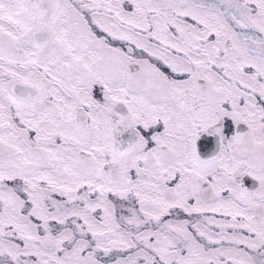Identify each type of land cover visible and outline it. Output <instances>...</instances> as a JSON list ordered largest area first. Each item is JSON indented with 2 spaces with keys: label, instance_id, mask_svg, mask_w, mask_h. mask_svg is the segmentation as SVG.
<instances>
[{
  "label": "snow or ice",
  "instance_id": "obj_1",
  "mask_svg": "<svg viewBox=\"0 0 264 264\" xmlns=\"http://www.w3.org/2000/svg\"><path fill=\"white\" fill-rule=\"evenodd\" d=\"M0 264H264V0H0Z\"/></svg>",
  "mask_w": 264,
  "mask_h": 264
}]
</instances>
